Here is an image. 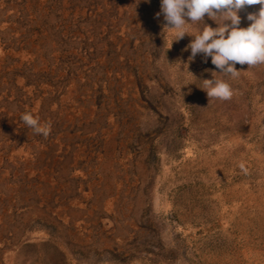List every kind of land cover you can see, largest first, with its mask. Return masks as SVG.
I'll return each mask as SVG.
<instances>
[{
    "label": "rangeland",
    "instance_id": "374dc122",
    "mask_svg": "<svg viewBox=\"0 0 264 264\" xmlns=\"http://www.w3.org/2000/svg\"><path fill=\"white\" fill-rule=\"evenodd\" d=\"M159 11L0 0V264H264V65L190 60Z\"/></svg>",
    "mask_w": 264,
    "mask_h": 264
},
{
    "label": "clouds",
    "instance_id": "9594fccd",
    "mask_svg": "<svg viewBox=\"0 0 264 264\" xmlns=\"http://www.w3.org/2000/svg\"><path fill=\"white\" fill-rule=\"evenodd\" d=\"M254 4L262 5L258 15L249 14L252 23L247 28L239 27L238 12L245 5ZM206 14L218 26L204 25L195 34H190L189 28L203 21ZM155 16L157 19L163 17L164 27L173 31L176 40L186 34L194 37L186 48L190 49V60L201 55L207 62L210 57L221 73L232 78L240 75L235 67L237 63L247 64L249 68L264 65V0H160V11ZM201 89L206 91L209 100H230L233 96L230 84L215 78L204 79ZM21 119L35 134L47 138L51 132V122L41 123L31 112L23 113Z\"/></svg>",
    "mask_w": 264,
    "mask_h": 264
}]
</instances>
